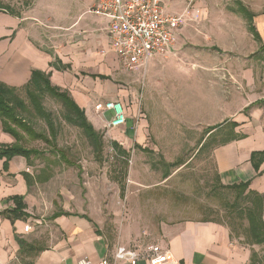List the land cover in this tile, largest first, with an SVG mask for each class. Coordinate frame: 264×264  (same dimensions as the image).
<instances>
[{"label": "crops", "instance_id": "1", "mask_svg": "<svg viewBox=\"0 0 264 264\" xmlns=\"http://www.w3.org/2000/svg\"><path fill=\"white\" fill-rule=\"evenodd\" d=\"M92 2L66 0L58 5L55 0H36L33 8L20 17L0 11V82L21 89L28 84L33 71L50 74L52 85L67 91L98 131L106 130L107 122L114 116L112 111H104V105L121 103L127 116L126 125L106 134L124 150L132 148V152L144 154L149 126L141 111L145 83L149 68L156 71L157 61L162 67L163 59L154 58L147 67L127 72L111 48L107 21L90 14ZM170 2L164 0L166 13L179 16ZM216 3L219 7L216 12L221 13L223 3L221 7L218 0H203L191 10L189 20L199 21L206 28L229 31L230 41L239 44L245 41V36L253 37L247 18L240 14V7H245L256 15L253 26L264 50V16L259 11L250 10L238 0L232 13L240 15V21L227 16L224 25L219 21L208 23L212 21L207 17L202 21L204 14L212 17V9L211 13L208 9ZM185 5L181 3L178 7H184L186 14ZM185 24L178 31L176 51ZM256 60H261L264 67V57ZM238 76L251 78L250 93L243 94L233 86L231 101L221 99L223 105L218 114L210 120L190 122H204L205 144H201V149L218 134L223 137V142L214 144L210 151L219 185L248 184L245 195L254 193L264 201V68L262 87L256 91L253 71L241 67ZM212 78L217 86V80ZM122 84L128 88L123 89ZM14 142L0 122V145L10 146ZM132 164L134 172L135 163ZM43 169L30 165L21 156L8 162L0 160V264H79L83 259L90 264H99L104 259L110 264H129L115 263L119 247L136 252L140 256L137 264H152L147 258L152 245L168 250L173 264H264V241H252L245 218L242 232L217 221L179 220L162 222L149 235L153 238L151 243L139 236L132 239V244H115L86 211L84 201L67 198L63 191H52L53 176L41 182ZM14 197L24 198L25 217L12 216L15 203L10 199ZM27 226L32 228L28 232ZM18 239L28 245L23 254Z\"/></svg>", "mask_w": 264, "mask_h": 264}, {"label": "rangeland", "instance_id": "2", "mask_svg": "<svg viewBox=\"0 0 264 264\" xmlns=\"http://www.w3.org/2000/svg\"><path fill=\"white\" fill-rule=\"evenodd\" d=\"M5 1L19 9L24 0ZM55 1L58 5L66 2ZM170 1L176 12L184 15L186 24L178 51L162 58V67L157 61L156 71L149 68L141 110L149 124L144 154L136 149L132 152V148L114 149L106 130H97L104 144L102 154L97 155L83 132L63 120V107L50 96H45L43 103L57 125L56 150L26 137L27 147L44 153L43 157L33 159L34 166L44 168L47 163L51 166V176L55 178L52 191H63L67 198L84 201L86 211L115 244H132V239L139 236L151 243L153 238L149 235L162 222L179 220H213L237 232L244 231V219L232 207L235 192L220 187L210 157L214 144L223 142V137L218 134L201 149V144H205L204 122H191L210 120L218 114L223 105L221 99L231 101L233 86L243 94L251 92V78L238 76L241 67L253 71L255 91L262 87L264 67L256 57H264L263 44L250 34L243 43L234 44L229 31L206 28L199 21L189 20L191 10L203 0ZM218 1L225 6L223 11L216 12V3L208 9L210 13L212 9V17L204 14L202 21L207 17L212 21L208 23L219 21L224 25L226 16L240 21V15L232 13L238 0ZM239 1L264 16V0ZM181 3L186 4V14L184 7H178ZM34 5L22 10V15ZM210 74L217 80V86ZM122 85L123 89L128 88L127 84ZM21 96L28 101L23 92ZM27 117L36 131L47 133L46 123L33 115ZM62 154L73 166L60 158ZM239 205L244 206L242 201Z\"/></svg>", "mask_w": 264, "mask_h": 264}, {"label": "trees", "instance_id": "3", "mask_svg": "<svg viewBox=\"0 0 264 264\" xmlns=\"http://www.w3.org/2000/svg\"><path fill=\"white\" fill-rule=\"evenodd\" d=\"M35 1L36 0H24L22 1L21 7L16 9L11 4L6 3L5 0H0V11L6 12L15 17H20L23 13L22 10L30 9ZM240 14L247 18L250 25L249 31L253 34L254 39L259 41L260 36L253 26L256 15L245 7H240ZM22 92L25 94L28 101L21 96ZM45 96H50L63 107V120L80 129L85 137L93 143L97 155H101L104 150L103 137L90 123L85 111L77 105L67 91H62L52 85L50 74L33 71L30 81L21 89L10 88L0 82V122L3 131L15 139L14 144L10 146L0 145V160L6 159V162H8L14 157L21 156L33 166V159L43 157L44 153L37 149L27 147L26 137L31 141H41L46 145L51 146L53 151L56 150L55 137H57V125L52 113L47 111L44 106L43 99ZM27 115H33L46 123L47 133L36 131L34 126L30 123ZM50 137H52V139ZM111 145L117 150H120L121 148L119 144L114 141L111 142ZM54 153L57 152L55 151ZM255 156L256 155H254V158ZM60 158L68 165L73 166V164L66 159L64 154H62ZM46 162L51 163L50 159H46ZM49 170L51 171V166L47 163L45 169L41 170L40 173L41 176L44 177L41 181L42 183L48 181L51 177V173H48ZM79 170L81 173L82 171L80 168ZM220 187L235 192V204H233L232 207L239 212L241 218L248 220L252 241L255 243L263 242L264 201L254 193H249L247 196L245 195L248 189V184H240L231 187L220 185ZM10 200L15 203V209L11 213L12 216L14 218L25 217L26 214L24 213V210L26 206L23 202L24 198L14 197ZM239 201H242L244 206H240ZM204 221L208 222L213 220ZM18 241L21 246V253L23 254L28 245L21 239H18Z\"/></svg>", "mask_w": 264, "mask_h": 264}, {"label": "built area", "instance_id": "4", "mask_svg": "<svg viewBox=\"0 0 264 264\" xmlns=\"http://www.w3.org/2000/svg\"><path fill=\"white\" fill-rule=\"evenodd\" d=\"M89 12L107 21L111 48L130 73L147 67L154 58L174 55L178 31L185 24L184 16L166 13L164 0H93ZM104 111L114 114L107 122L106 132L126 125L127 116L121 103H106ZM31 229L27 226L25 231ZM139 258L136 252L119 247L114 261L137 264ZM147 258L152 264H173L170 252L159 245L149 247ZM79 264L90 262L83 259ZM99 264L110 263L104 259Z\"/></svg>", "mask_w": 264, "mask_h": 264}]
</instances>
